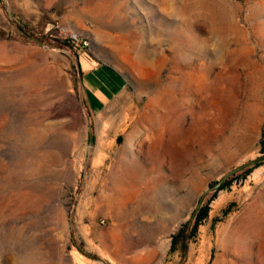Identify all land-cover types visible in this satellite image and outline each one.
<instances>
[{
	"label": "rangeland",
	"instance_id": "rangeland-1",
	"mask_svg": "<svg viewBox=\"0 0 264 264\" xmlns=\"http://www.w3.org/2000/svg\"><path fill=\"white\" fill-rule=\"evenodd\" d=\"M94 68L118 80L102 103ZM173 108L181 166L156 154ZM262 148L264 0H0V264H264L230 251L240 222L264 226V163L207 193L169 252Z\"/></svg>",
	"mask_w": 264,
	"mask_h": 264
},
{
	"label": "bare ground",
	"instance_id": "bare-ground-1",
	"mask_svg": "<svg viewBox=\"0 0 264 264\" xmlns=\"http://www.w3.org/2000/svg\"><path fill=\"white\" fill-rule=\"evenodd\" d=\"M175 108H173L172 111L161 115L158 120L160 131L158 134L157 147H160V151L156 150V154L158 157H162L165 152H168L167 155L169 156L170 160L172 159L176 165L178 164V166H181L180 164L187 163L185 156L186 152L189 151V148H186L185 151L182 150V145L191 138V132L189 131V128L186 127V116L182 113L181 108L179 109V111H181L180 114L175 116L173 120H171L172 118L170 119L171 116L177 113ZM63 110H67L66 106L54 105L52 108H49L47 114L56 115L59 111ZM240 223L243 226L239 230L237 228L236 237L232 240L231 245L229 244L230 241H228V244L230 245V251L233 253L235 252L236 255H241L244 253L247 254V252L250 253V251L256 247L258 255V251L264 247V226H262L258 221L255 223H247L246 221L247 224H243L242 222ZM231 234H234V232L230 233V235ZM75 261L77 264H84V261L81 259L75 258ZM234 262H237V258L234 260ZM234 262L228 261V264H233Z\"/></svg>",
	"mask_w": 264,
	"mask_h": 264
},
{
	"label": "trees",
	"instance_id": "trees-1",
	"mask_svg": "<svg viewBox=\"0 0 264 264\" xmlns=\"http://www.w3.org/2000/svg\"><path fill=\"white\" fill-rule=\"evenodd\" d=\"M262 150H264V148H262ZM261 163H264V162H260L253 166L243 168L235 172L234 174L230 175L220 184V186L216 190L212 191V193L228 186L234 177H238V176L242 177V176L247 175L249 172H251V170L254 167L260 165ZM201 202L202 200L201 201L199 200L197 210L194 212L191 219L184 222L176 230V232L171 235L169 252H174L178 249H181L182 251H184L188 241L191 240L193 236L195 235L198 225L207 216V207L205 205H202Z\"/></svg>",
	"mask_w": 264,
	"mask_h": 264
},
{
	"label": "crops",
	"instance_id": "crops-1",
	"mask_svg": "<svg viewBox=\"0 0 264 264\" xmlns=\"http://www.w3.org/2000/svg\"><path fill=\"white\" fill-rule=\"evenodd\" d=\"M83 79L86 86L90 87L88 91L91 93L93 101L95 100L102 103L106 101L108 97L113 96L119 89L118 80L115 76L102 70L97 72L95 68L86 71ZM105 91H110L111 95H106Z\"/></svg>",
	"mask_w": 264,
	"mask_h": 264
},
{
	"label": "water",
	"instance_id": "water-1",
	"mask_svg": "<svg viewBox=\"0 0 264 264\" xmlns=\"http://www.w3.org/2000/svg\"><path fill=\"white\" fill-rule=\"evenodd\" d=\"M260 162H264V153H262L261 155H259L258 157L251 159L243 164H240L236 167H234L233 169H231L229 172H227L219 181H217L214 185L210 186L209 188H207L201 195L200 201L202 200V198L209 192H212L214 190H216L220 184L226 179L228 178L230 175L234 174L235 172L246 168V167H250L253 166L255 164H258Z\"/></svg>",
	"mask_w": 264,
	"mask_h": 264
},
{
	"label": "built area",
	"instance_id": "built-area-1",
	"mask_svg": "<svg viewBox=\"0 0 264 264\" xmlns=\"http://www.w3.org/2000/svg\"><path fill=\"white\" fill-rule=\"evenodd\" d=\"M69 37H70V40H71V41H75V40H77V38H76V36H75L74 34L70 35ZM83 44H86V43L83 42Z\"/></svg>",
	"mask_w": 264,
	"mask_h": 264
}]
</instances>
